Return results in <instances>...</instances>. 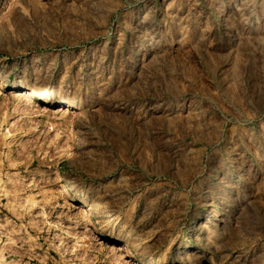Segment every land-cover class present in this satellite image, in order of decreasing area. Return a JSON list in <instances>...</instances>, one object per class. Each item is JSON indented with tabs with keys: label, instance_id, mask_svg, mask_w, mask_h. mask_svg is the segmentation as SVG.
I'll return each mask as SVG.
<instances>
[{
	"label": "rangeland",
	"instance_id": "1",
	"mask_svg": "<svg viewBox=\"0 0 264 264\" xmlns=\"http://www.w3.org/2000/svg\"><path fill=\"white\" fill-rule=\"evenodd\" d=\"M0 264H264V0H0Z\"/></svg>",
	"mask_w": 264,
	"mask_h": 264
},
{
	"label": "bare ground",
	"instance_id": "2",
	"mask_svg": "<svg viewBox=\"0 0 264 264\" xmlns=\"http://www.w3.org/2000/svg\"><path fill=\"white\" fill-rule=\"evenodd\" d=\"M31 93H32V94H37V93H39V92H38L37 90H32Z\"/></svg>",
	"mask_w": 264,
	"mask_h": 264
}]
</instances>
